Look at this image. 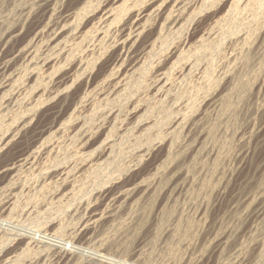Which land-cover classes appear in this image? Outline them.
I'll return each instance as SVG.
<instances>
[{
	"label": "rangeland",
	"instance_id": "374dc122",
	"mask_svg": "<svg viewBox=\"0 0 264 264\" xmlns=\"http://www.w3.org/2000/svg\"><path fill=\"white\" fill-rule=\"evenodd\" d=\"M0 171V264H264V0H0Z\"/></svg>",
	"mask_w": 264,
	"mask_h": 264
},
{
	"label": "bare ground",
	"instance_id": "6f19581e",
	"mask_svg": "<svg viewBox=\"0 0 264 264\" xmlns=\"http://www.w3.org/2000/svg\"><path fill=\"white\" fill-rule=\"evenodd\" d=\"M223 3V2H222ZM214 4V3H213ZM116 7V6H115ZM114 7V8H115ZM119 7V6H118ZM83 8V7H82ZM111 8H113V7H111ZM128 9V8H127ZM160 9V8H159ZM116 10H118L117 8H116ZM15 12V11H14ZM116 13V11H115V9H106V11L104 12V14H103V18L101 19V23H105V24H103V25H106V22L108 21V20H110V18L112 17L113 18V13ZM149 14V13H148ZM52 17V16H51ZM138 21V20H137ZM9 25V24H8ZM100 25V24H99ZM101 26V25H100ZM138 26V25H137ZM98 27V26H97ZM140 30H141V27H138V28H136V33H137V37H138V35L140 34ZM61 31V30H60ZM130 31V30H129ZM55 32V31H54ZM54 34V33H53ZM59 34H61V33H59ZM37 35V34H36ZM86 35V34H85ZM55 36H56V34H55ZM51 37V36H50ZM94 37V36H93ZM57 38V37H56ZM54 39V38H53ZM107 40V39H106ZM83 46V45H82ZM54 47V46H53ZM52 48V47H51ZM92 49V48H91ZM31 51V50H30ZM83 51V50H82ZM51 54V53H50ZM63 54V53H62ZM99 54V53H98ZM47 56H49V55H47ZM54 56V55H53ZM101 56V55H100ZM103 56V55H102ZM132 57V56H131ZM51 58V57H50ZM22 63V62H21ZM135 67V66H134ZM134 70V69H133ZM17 71V70H16ZM168 71V70H167ZM136 73V72H135ZM56 74V73H55ZM13 75V74H12ZM119 75V74H118ZM159 75H161V74H159ZM7 76V75H6ZM111 77V76H110ZM123 77V76H122ZM47 79V78H46ZM159 81V80H158ZM48 84V83H47ZM158 84V83H157ZM4 87V86H3ZM92 88V87H91ZM29 91V90H28ZM65 91V90H64ZM21 92V91H20ZM44 92V91H43ZM14 93V92H13ZM30 93V92H29ZM103 93V92H102ZM47 95V94H46ZM100 95V94H99ZM55 97H57V96H55ZM27 98V97H26ZM115 98V97H114ZM43 99V98H42ZM120 99V98H119ZM34 100V99H33ZM40 100V99H39ZM87 100V99H86ZM135 100V99H134ZM36 101V100H35ZM23 102V101H22ZM115 102V101H114ZM28 103V102H27ZM119 106V105H118ZM140 106V105H139ZM44 107V106H43ZM31 109V108H30ZM33 110V109H32ZM39 110V109H38ZM113 110V109H112ZM82 111V110H81ZM33 113V112H32ZM71 120V119H70ZM69 121V120H68ZM15 125V124H14ZM14 135V134H13ZM59 136V135H58ZM162 136V135H161ZM157 137V136H156ZM151 138V137H150ZM156 139V138H155ZM9 140V139H8ZM50 141V140H49ZM44 144V143H43ZM37 146V145H36ZM149 148V147H148ZM37 150V149H36ZM148 153V152H147ZM50 156V155H49ZM129 156V155H128ZM89 157V156H88ZM21 161V160H20ZM62 163V162H61ZM84 163V162H83ZM132 165V164H131ZM40 166V165H39ZM41 166H42V164H41ZM89 167V166H88ZM128 168V167H127ZM13 170V169H12ZM1 172V171H0ZM3 174V173H2ZM15 175V174H14ZM13 177V176H12ZM65 177V176H64ZM85 177V176H84ZM1 178V177H0ZM18 179V178H17ZM79 179H80V177H79ZM76 181V180H75ZM47 182V181H46ZM49 182V181H48ZM70 183V182H69ZM68 184V183H67ZM61 185H63V184H61ZM69 185V184H68ZM126 186V185H125ZM46 189V188H45ZM59 189V188H58ZM124 190H126V189H124ZM59 191V190H58ZM66 191V190H65ZM45 192V191H44ZM71 192V191H70ZM114 193V192H113ZM4 194V193H3ZM56 194V193H55ZM71 194V193H70ZM11 196V195H10ZM96 196H97V194H96ZM109 197V196H108ZM112 197V196H111ZM72 198V197H71ZM69 199V198H68ZM128 199V198H127ZM103 202V201H102ZM110 202V201H109ZM108 202V203H109ZM24 203V202H23ZM16 204V203H15ZM64 205V204H63ZM21 206V205H20ZM58 206V205H57ZM44 208V207H43ZM60 208V207H59ZM58 208V209H59ZM90 208V207H89ZM22 209V208H21ZM34 211V210H33ZM106 212V211H105ZM51 213V212H50ZM59 213V212H58ZM56 215V214H55ZM11 217V216H10ZM20 219V218H19ZM85 219V218H84ZM97 220V219H96ZM82 221V220H81ZM19 222V221H18ZM35 226V225H34ZM61 226V225H60ZM78 226V225H77ZM34 228V227H33ZM69 229V228H68ZM85 229V228H84ZM53 230V229H52ZM71 233V232H70ZM57 238V237H56ZM79 239V238H78ZM15 247V246H14ZM13 252V251H12ZM12 256V255H11ZM71 257V256H70ZM26 258V257H25ZM65 258V257H64ZM39 260V259H38ZM54 261V260H53ZM45 263V262H44ZM64 264V263H63Z\"/></svg>",
	"mask_w": 264,
	"mask_h": 264
}]
</instances>
